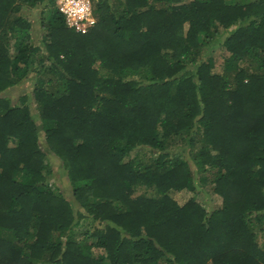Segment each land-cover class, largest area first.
<instances>
[{
  "label": "trees",
  "instance_id": "obj_1",
  "mask_svg": "<svg viewBox=\"0 0 264 264\" xmlns=\"http://www.w3.org/2000/svg\"><path fill=\"white\" fill-rule=\"evenodd\" d=\"M93 9L0 0V264H264V0Z\"/></svg>",
  "mask_w": 264,
  "mask_h": 264
},
{
  "label": "rangeland",
  "instance_id": "obj_2",
  "mask_svg": "<svg viewBox=\"0 0 264 264\" xmlns=\"http://www.w3.org/2000/svg\"><path fill=\"white\" fill-rule=\"evenodd\" d=\"M38 10H39L38 7L26 8L22 10L21 14H24V15L27 14L29 16L35 17V16H38L39 14ZM37 18H39V16ZM39 33L38 31L34 30V33H33L34 37H36V35H38ZM37 41L41 42L40 40H37ZM223 51L224 49L220 48L219 44L212 46V48L209 49L208 53H210L215 59V63H216L215 69L216 70L222 69L223 60H224L223 55H222ZM205 54L207 53L205 52ZM34 82H35V77H32V76L25 77L23 80L18 81V83L8 91V93L14 96V98H17L18 94L21 92V89L24 90V87L31 88ZM48 159H50V157ZM205 175L206 174L197 175L198 188L196 190L192 191V190H185V189L183 190L171 189L170 194L176 197L180 202H184L185 200L189 198L191 194L197 193L198 199L202 200L203 204L206 205L208 209L219 206L221 204V198L218 197V195L214 193V191L212 190V184L210 181H208L209 177L206 179V177H204ZM49 180L53 184L54 183L57 184L67 196H69L70 198L72 197L71 192H70V184L68 183L64 174L62 173V171L59 169L57 165L53 166V173L50 174ZM154 189L155 188L153 187L143 186L137 191V193H142L145 191L148 193H152V192L154 193ZM260 236L262 238L264 237L263 234H261Z\"/></svg>",
  "mask_w": 264,
  "mask_h": 264
},
{
  "label": "built area",
  "instance_id": "obj_3",
  "mask_svg": "<svg viewBox=\"0 0 264 264\" xmlns=\"http://www.w3.org/2000/svg\"><path fill=\"white\" fill-rule=\"evenodd\" d=\"M57 5L64 13L66 23L77 30L86 32L96 21L93 0H57Z\"/></svg>",
  "mask_w": 264,
  "mask_h": 264
}]
</instances>
